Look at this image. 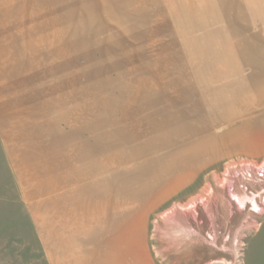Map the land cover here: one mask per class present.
I'll return each mask as SVG.
<instances>
[{"label": "rangeland", "instance_id": "obj_1", "mask_svg": "<svg viewBox=\"0 0 264 264\" xmlns=\"http://www.w3.org/2000/svg\"><path fill=\"white\" fill-rule=\"evenodd\" d=\"M263 189L264 0H0V264H264Z\"/></svg>", "mask_w": 264, "mask_h": 264}, {"label": "bare ground", "instance_id": "obj_2", "mask_svg": "<svg viewBox=\"0 0 264 264\" xmlns=\"http://www.w3.org/2000/svg\"><path fill=\"white\" fill-rule=\"evenodd\" d=\"M258 176L263 177L262 172H259ZM260 193H264V189L261 190L259 193H252V195L245 194L239 196L233 193L231 196H232V200L236 202L240 208H243L245 204L248 203L250 205V210L255 213H258L261 210V208L259 207L256 198L259 196ZM261 201L264 203V197L261 199Z\"/></svg>", "mask_w": 264, "mask_h": 264}, {"label": "crops", "instance_id": "obj_3", "mask_svg": "<svg viewBox=\"0 0 264 264\" xmlns=\"http://www.w3.org/2000/svg\"><path fill=\"white\" fill-rule=\"evenodd\" d=\"M257 147V146H256Z\"/></svg>", "mask_w": 264, "mask_h": 264}]
</instances>
